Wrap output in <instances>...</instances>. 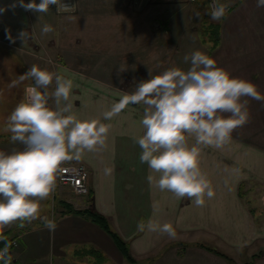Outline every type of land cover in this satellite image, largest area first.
<instances>
[{
	"label": "crops",
	"instance_id": "1",
	"mask_svg": "<svg viewBox=\"0 0 264 264\" xmlns=\"http://www.w3.org/2000/svg\"><path fill=\"white\" fill-rule=\"evenodd\" d=\"M183 1L152 0L150 8H144L148 12L140 16L143 22L131 26L137 32L128 36L130 25L123 35V21L132 20L123 0H78L75 13L62 15L56 13L54 5L46 13H37L23 6L31 0H0V8L6 9L0 13V151L23 148L11 142L10 133L2 129L25 88L33 83L31 79L19 81L32 65L73 80L71 99L78 118L99 119L110 125L103 150L65 161L82 163L90 171L89 196L79 198L82 204L87 199L89 202L82 209L69 206L63 202L64 196L53 193L41 201V216L55 221V231H49L42 219L0 228V235L19 236L11 253L13 259L21 264H244L252 260V264H264V101L249 100L250 121L241 133L233 132L223 148L202 150L200 168L215 195L205 198L199 207L191 199L178 200L148 182L150 170L140 162L141 149L134 142L143 134L141 105L130 104L111 120L103 119L104 112L134 91L107 79L124 75L117 72L119 60L129 52L126 48L135 42L151 43L156 36H165L164 30L169 32L171 26L179 31L177 44L184 56L197 50L214 56L217 66L251 81L264 94V7L258 8L256 0H218L228 7L219 21V43L210 52L198 28L196 32L187 25L182 29L171 21L173 12L180 15L178 9L186 6L180 7ZM155 13L163 31H156L150 23ZM45 25L53 31L44 34ZM81 29L82 44L110 46L105 60L115 61L114 70L106 65L96 75L89 68L87 52L76 55L79 39L75 32ZM21 31L29 34L25 43L18 38ZM193 32L197 33L195 39ZM1 39L16 51L2 47ZM127 69L126 75H135ZM54 87L53 82L48 91ZM49 105L54 106L51 100ZM192 143L194 139L189 140ZM106 169L110 171L106 173ZM154 204L159 211H154ZM84 209L107 219L128 247L133 263L108 233L78 212ZM149 218L171 224L175 236L139 231L138 223Z\"/></svg>",
	"mask_w": 264,
	"mask_h": 264
},
{
	"label": "clouds",
	"instance_id": "2",
	"mask_svg": "<svg viewBox=\"0 0 264 264\" xmlns=\"http://www.w3.org/2000/svg\"><path fill=\"white\" fill-rule=\"evenodd\" d=\"M53 5L57 10H72L63 0H31L23 6L46 13ZM256 6L264 7V0H256ZM227 7L212 0L208 14L212 20L220 21ZM4 11L0 8V13ZM52 31L50 25L42 29L44 34ZM8 38L15 42L10 34ZM18 38L25 43L29 34L21 31ZM183 59L190 64L187 70L170 67L157 75L149 71V78L136 83L133 92L103 113V119L111 120L130 104L141 105L139 123L143 134L134 142L141 149L140 162L150 170L148 182L178 200L191 199L199 207L205 198L215 195L200 168L202 150L221 149L228 144L234 130L250 121L249 100L264 101V94L254 83L233 76L199 50ZM126 70L121 65L117 74ZM28 79L33 83L25 88L2 129L10 133L11 142L23 148L10 153L0 151V228L42 219L49 231H55V221L41 216V201L54 193L63 162L106 147L110 125L99 119H80L73 113L72 79L37 65L19 76L20 82ZM53 82L54 90L49 92ZM50 100L54 106L49 105ZM190 139L194 143L189 144ZM153 209L159 211V206L154 204ZM137 228L170 237L176 234L171 224L151 218L146 223L140 221ZM11 260L9 247L5 246L0 250V261L10 264Z\"/></svg>",
	"mask_w": 264,
	"mask_h": 264
},
{
	"label": "rangeland",
	"instance_id": "3",
	"mask_svg": "<svg viewBox=\"0 0 264 264\" xmlns=\"http://www.w3.org/2000/svg\"><path fill=\"white\" fill-rule=\"evenodd\" d=\"M198 1L199 0L197 1L196 0H186V1L184 0L183 2H180V7L181 6L184 7L186 5L183 9L182 8L178 9L179 14L181 15V19H179L180 15H178V13L174 14L173 12L171 16V19H172L171 21L176 23V25L178 24V26L182 29L185 28V26L187 25L189 26V28L194 30V32L197 31L196 30L197 28H198V31H201V29H203L204 31L206 29L205 27H207L208 24L210 23L214 24L215 22H217V21L212 20L210 15L208 14L209 8H210L209 0H204V1L202 0L203 4L198 3ZM130 2L131 0H123L124 7H126V10L130 14L129 18L132 20V22L123 21V25H124V28L122 29L123 35H125L124 30L128 28L127 25H130L129 28L131 32L126 34L128 36H131L133 35L134 32H137L136 29L132 28L131 26L133 25V23L143 22L140 16L148 12V8H150L152 0H148V2L145 4L146 6H149V7L145 10H144L145 8L144 7L141 11H135L130 6ZM128 7L129 9H127ZM157 13H159V11ZM157 13H155L154 15L151 14L150 17H152V19L150 20V23L154 26V29L156 31H159V30H162L161 29L162 24L161 22H159ZM69 14H73V13H69ZM135 19L137 21H134ZM174 28L175 29L173 30L171 26V29L169 32L164 30V32L166 33L165 36H160V35L156 36L153 39L154 41L151 43L144 45V44L135 42V44H132V46L130 45L128 48H126L127 50L126 52H128V50L129 52L123 57L124 59L122 61L119 60V63H121V65L131 68V71L135 75H132L131 77L129 75H126L125 73H129L130 71V70L128 71L127 69L126 71L122 72L124 73L123 76L107 77V79H110L114 82H119L120 84H123V86L126 88L132 87V89L134 90L136 83H138L141 80H146L149 78V71L152 73V75H157L170 67H180L184 70H187L190 67V64L184 62L183 52L180 51L181 46L177 44V39L179 38L178 37L179 31L176 30V27ZM81 33H83L82 29L80 31L76 30L75 32V37L79 39V41L77 42L78 48L76 47V55L81 56L83 53V50L87 52L89 68L96 75L99 74V72L101 71V68H105L106 65H107L106 68H112L114 70L115 61L105 60L109 58L108 51L109 49H111L110 46L99 45V44H91V45L82 44L84 34L82 35ZM144 35L146 34L144 33ZM169 35L171 36V38L168 39ZM196 37H197V33H194L193 39H195ZM1 41L3 40L1 39ZM169 41L171 43L170 46L167 45ZM6 43L7 42L1 43V46L6 47V49L8 50L16 51L14 46L10 44H6ZM206 45L210 51L209 44L206 43ZM102 49H105L106 51L104 50L102 51ZM213 50L214 49H212L211 51ZM243 129L244 127L242 126L234 130V132L241 133ZM73 162H76V161H73ZM61 196L62 197L64 196L63 198H65L66 200V201H63L64 203L73 207L71 203L72 196L68 192L62 193Z\"/></svg>",
	"mask_w": 264,
	"mask_h": 264
},
{
	"label": "built area",
	"instance_id": "4",
	"mask_svg": "<svg viewBox=\"0 0 264 264\" xmlns=\"http://www.w3.org/2000/svg\"><path fill=\"white\" fill-rule=\"evenodd\" d=\"M64 3L71 6V11L65 12L63 9L57 10V6L54 5L55 11L57 14H69L76 12L78 0H63ZM148 0H131L130 6L135 11H141L147 3ZM212 0H209V4H211ZM61 167L63 171L59 173L56 182V189L54 193L62 194L64 192H68L72 196V205L75 209H82L85 204H82L79 198L89 196L90 192V171L89 169L82 163L76 162H65L62 163ZM69 200V201H71ZM19 244V236L9 238L8 242L3 245L0 250H3L5 246L9 247V254L11 255L12 251ZM0 264H3L0 261ZM10 264H21L19 261L12 258Z\"/></svg>",
	"mask_w": 264,
	"mask_h": 264
},
{
	"label": "trees",
	"instance_id": "5",
	"mask_svg": "<svg viewBox=\"0 0 264 264\" xmlns=\"http://www.w3.org/2000/svg\"><path fill=\"white\" fill-rule=\"evenodd\" d=\"M206 29L203 31L201 29L200 35L202 37V40L204 43L209 44L210 46V51L214 49L218 43H219V29H220V22L217 21L214 24H208ZM209 28V29H208ZM79 213L82 215L88 217L92 222L96 223L99 227H101L106 233H108L120 249V251L123 253V255L127 258V260L131 263L135 261V259L130 255L128 247L126 246L125 242L120 238V236L111 229L107 219L100 213L90 210V209H84V210H79ZM9 240L8 235L6 234H1L0 235V248L5 245ZM261 255V254H259ZM258 255L253 256V259L257 257ZM253 260L244 263V264H252Z\"/></svg>",
	"mask_w": 264,
	"mask_h": 264
}]
</instances>
